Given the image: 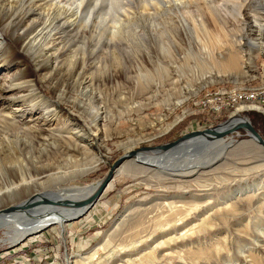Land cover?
<instances>
[{"label": "rangeland", "instance_id": "rangeland-1", "mask_svg": "<svg viewBox=\"0 0 264 264\" xmlns=\"http://www.w3.org/2000/svg\"><path fill=\"white\" fill-rule=\"evenodd\" d=\"M90 1L83 6L82 15H76L72 22H64L51 39L41 41H35L41 25L37 6L18 5L12 9L0 6V18L11 22L9 28L0 25V120L8 113H17L23 117L22 125L30 127V142L26 146H19L16 141L15 149L9 142L11 138L6 141L7 145L3 144L5 147L0 153L4 150L10 154L0 156V182H18L20 173L26 179L41 177L42 180V183L33 180L31 186L14 196L0 198L1 215L18 213L17 206L37 196L40 189L56 191L63 186L96 184L94 192L99 179L122 153L172 142L192 130L225 121L234 109L221 120L222 115L213 119L199 108L197 102L209 93L234 86L264 85V32L263 49H244L237 68L207 63L206 58L200 62L190 57L186 62L181 56L189 51L198 53V47L191 50L186 45L180 48L175 44L172 24L158 20L160 17H154L152 22V18L138 16L130 24L141 36L127 37L134 44L131 42V47L123 49L124 34L111 35L104 26L105 22L109 23L110 1L98 0L94 18L91 15L87 19L96 2ZM137 4V1L133 3L132 13L138 11ZM183 23L192 37V30ZM113 40L114 48L110 43ZM169 44L170 51L176 54L174 63L163 48ZM145 73L148 75L142 76ZM33 83L37 93L52 104L51 114L35 96L29 95ZM257 107L251 109L256 114L246 113L244 106L235 111L248 118L264 139V114L260 112L264 109ZM199 114L204 117L202 121H196ZM240 120L239 114H234L231 123ZM205 124L208 126L204 127ZM9 133L11 137L16 134ZM83 137L91 142L86 153L82 151ZM193 141L198 144L193 150L185 149L184 155L187 151L188 161L198 165L197 171L183 176H161L149 163L141 162L143 156L139 155L143 153L137 156L139 160L125 159L114 170L113 180L97 203L82 217L76 218L77 214L65 222L64 232L57 223L50 222L9 242L5 240L7 230L0 228V262L264 264V206L260 211L254 209L263 205V200L259 199L249 209L244 197L257 201L264 195V166L258 167L264 164V147L243 129L208 144L201 138ZM167 153L158 159L169 160ZM97 159L94 170L73 178L81 172V167ZM58 171L66 173L64 178L57 179L54 173L59 174ZM207 194L213 203L226 200L237 206L214 215L200 214L202 208L186 205V224L174 226L175 222H171L164 228L159 223L163 216L172 215L166 211L167 206ZM134 232L138 234H130ZM147 233H150L149 239L143 236ZM116 243L122 245L118 248L127 246L124 252L109 247ZM255 248L260 249L259 255L243 257L242 253L252 255ZM92 253L96 254L94 259L90 258Z\"/></svg>", "mask_w": 264, "mask_h": 264}, {"label": "bare ground", "instance_id": "bare-ground-1", "mask_svg": "<svg viewBox=\"0 0 264 264\" xmlns=\"http://www.w3.org/2000/svg\"><path fill=\"white\" fill-rule=\"evenodd\" d=\"M109 1H110V6L108 9L110 13L109 23L105 22L104 26L111 35L124 34L123 49L126 48L128 49L129 46L131 45L132 39H130L131 42L129 43L127 37L131 38L134 36L137 37L141 36L140 33L135 31L132 24H130L133 22V20H136L138 16H143L145 19L152 18L151 19L152 22L155 20L154 17L156 18L160 17L158 20H163V22H165L166 24L173 25L172 27L174 31L173 33L174 36L172 40L175 44L178 43L179 46H181L180 48H183V45L192 48L191 50H195L194 48H196V46L198 47L197 50L198 53H194V54L192 51L188 52L189 49H187L188 53L183 54L180 58L183 61H186L188 60V58L193 57L197 61L204 62L205 61L204 58H206V60H208L207 63L211 62V64H217L218 66H222L229 69L233 67L237 68L240 60L243 59L244 49L247 50L263 49L262 35L264 32V0H109ZM135 1L138 2V4L135 7L138 11H134L132 13L133 9L132 10L130 9L132 8V5ZM86 3H88V0H0V6L4 5L9 9H12L13 7L18 5L24 6L27 4L37 6L38 9L37 19L41 20V25L36 32L35 38L38 39L34 38L35 41L36 40L41 41V39L44 38H46V40L48 38L51 39L52 35L54 34L53 32L58 31L60 25L61 26L64 25V22L67 23L74 21L76 19V15H82V12L84 11V10L82 11L83 6H85ZM99 4L100 2L96 0L95 7L93 6L92 12L91 11L89 12L87 19H89L91 15L92 18H94L96 8ZM119 5L120 7H117ZM191 7L192 8L195 7V8L191 9ZM100 9H102V7H99V10ZM159 12H161L163 15L155 16V14ZM101 14L103 13H100L99 15ZM183 22H185L189 27V29L192 30L191 32L193 35L192 37H190L189 34H187L185 28L183 27L184 24ZM10 23H11L10 20L6 21V19L0 18V25L3 28H9ZM197 28L200 30L199 31L200 34L199 32H197L196 30ZM110 43L111 46L114 48L116 45L114 43V40L110 41ZM132 44L134 43L132 42ZM23 45H26V42H24ZM163 46H164L163 48L166 49V52L169 54L170 58H172L171 63H174V61L176 60V54L170 51L171 45L170 46L163 45ZM200 55H202V57ZM248 59H250V56ZM147 75L148 74L145 73L142 76L145 77ZM30 88L31 89L29 95L31 94V96H35L34 98L37 99L36 101L41 102L45 106V111L49 113L53 111L52 104L48 101V99H46L44 95H39V93H37L38 89L36 88L34 83L33 85L30 86ZM254 107L258 108L257 106ZM22 118H23L22 115L17 113H8L4 116H1L0 150H2L5 147L3 144H6L8 142L7 140H9L10 138L11 141L9 142L10 144L12 143L14 144L13 147L15 149L16 147L14 142L16 141L19 142V146H26L28 142H30V140L28 139L30 138L28 131L30 127L29 126L26 127L22 125ZM7 127L8 128L14 127V128L8 129ZM10 131L16 133L14 137H11L9 133ZM76 138L74 140L75 144H73L74 149L76 148V144H77ZM197 138L186 139L181 143V144L184 143L183 145L185 146L183 145L180 146L181 145L180 144L178 145L180 147L178 146L175 147L177 149L173 148L175 150L169 149L168 151L159 154L153 152L140 154L139 156L141 157L143 156V158H140L141 162L149 163L150 166H153L152 170H154L158 175L161 176L190 175L198 170L197 169L198 165L195 162L188 161L189 159L187 157L188 152L186 151L184 155V150L185 149L188 151L189 149L193 150V148H195V146L198 144L196 141H193V139L195 140ZM187 140L190 141L186 142ZM82 141L84 142L82 151L86 153L88 152L87 148L90 146L91 142L88 139L86 140L85 137H83ZM67 152L69 155L70 150L67 149ZM166 152H169L167 153L169 156L167 155L166 157V159L170 158L169 160L165 161V157L163 159L164 161L158 159L159 155H162ZM3 153L6 152L3 150L0 153V156ZM6 154L7 155L10 154V152ZM145 155H147V157H144ZM12 158H10V160ZM19 159L21 160V158ZM98 161H99L98 159L94 160L92 163L86 165V167H81L83 168L81 172H78V174L76 173L74 177L73 176L71 177L75 178L76 176L84 175L91 172L92 170L95 169ZM263 166L264 164L258 167H263ZM54 174L57 177V179H62V177L64 178L66 173L59 172V174L58 173L57 174L54 173ZM29 176L30 175H28V177ZM29 178L26 179L24 173H20V179L18 182H14L11 180L8 182H0V198H8L10 196H14L15 194H18L19 191L21 190L25 191L26 188L31 186L32 184L31 182L33 180H35L36 183L37 182L42 183V180H40L41 177H36L34 179L33 178L29 179ZM95 187L96 184L82 186V187L69 185V186L60 187L56 191H46L44 189H40L41 191L38 190L39 193L36 194L38 197L37 196L29 197L21 202L22 204V205L20 204L21 206L20 205L17 206V208H19L20 210L18 211V213L5 212L2 215L0 214L2 216V218H0V228H5L7 230L5 233L6 234L5 240L9 242H14L23 235L27 234L28 232L41 229L46 225H48L50 222L57 223L64 232L65 222H67L69 219L74 218L79 213L78 210L73 209V207L72 208L70 207L73 204H75L76 201L88 197L93 192ZM204 188L206 187L204 186ZM43 196H47L50 199L54 198L62 206L67 208H63V207L58 208L54 205H50V203H45L44 201H42ZM244 197L246 198V201L249 205V209L252 206H254V204H257L259 202V199L261 198L263 200L261 201L263 202V205L261 206L257 205L254 209L260 211V209L264 206V195L258 198L257 201H253V199L250 196H244ZM208 198L209 196L207 194L196 198L190 197V200H188L187 202L176 201L177 203L175 202L174 205L167 206L168 209L166 211L172 213V215L165 218L163 216L159 223H161L163 227L164 226L167 227L168 223L175 222L174 226H178L179 224H181V222H184L187 216L186 215L187 213L184 212L186 205H192L194 207L202 208V212L200 214L208 213L214 215L217 214L219 210L227 211L230 208H234L235 206H237L236 203L232 202L231 200H230L231 202L229 203H227L226 200L221 203L220 202L213 203L212 201H209ZM257 222H254L255 226L257 225ZM135 233L136 232L130 234L135 235ZM137 234L138 233H136V235ZM149 235L150 233L143 234V236H145L147 239H149L150 237ZM119 245L121 244L116 243V245H112L109 247L110 248L113 247L112 250H122L120 252L121 253L124 252L123 248L127 246L118 248L117 246ZM256 249H258L259 251H257ZM259 252L260 249L255 248V250L251 251L252 255L248 254L249 252H244L242 253V255L245 259H247V257L249 256L255 257L257 254L259 255L260 254ZM92 257L94 259L96 257V254L95 253L90 254V258ZM72 264H76V260H74Z\"/></svg>", "mask_w": 264, "mask_h": 264}, {"label": "water", "instance_id": "water-1", "mask_svg": "<svg viewBox=\"0 0 264 264\" xmlns=\"http://www.w3.org/2000/svg\"><path fill=\"white\" fill-rule=\"evenodd\" d=\"M263 114L264 112L261 111ZM234 114H239L241 117V120L232 123L231 124V118L234 116ZM243 129L247 136L252 137L255 141H257L260 145L264 147V139L261 137V135L258 133V131L253 127L251 122L248 120V118L242 116L239 111H233L231 114L228 116V118L217 124L216 126L213 127H208L202 130H192L190 132H187L183 134L181 137H179L177 140L172 141V142H166L158 145H149V146H143V147H138L135 150L130 151L128 154L122 153L119 155V157L111 164L110 168L108 169L107 173L99 179V185L95 189V191L89 195L88 197H85L83 199H80L76 201L75 204H73L70 208L73 207V209H76L79 211L78 217H82L85 215L99 200L101 197V194L104 192V190L108 187L109 183L113 180L114 177V170L125 160L129 159L131 157H135L137 160L138 155L140 153L144 152H153L156 154L163 153L165 151H168L169 149H173L176 146L180 145L183 141L186 139H191V138H201L204 143H210L218 139H224L228 134H232L234 131ZM42 201L45 203H50V205H54L58 208L63 207L57 200L54 198H49L47 196H43ZM16 210H19L18 208ZM70 220V219H69Z\"/></svg>", "mask_w": 264, "mask_h": 264}, {"label": "built area", "instance_id": "built-area-1", "mask_svg": "<svg viewBox=\"0 0 264 264\" xmlns=\"http://www.w3.org/2000/svg\"><path fill=\"white\" fill-rule=\"evenodd\" d=\"M197 104L213 119L220 117L225 110L234 109L233 111H235L241 106H244L246 110L255 109L254 106H260L264 109V85L255 87L234 86L222 92L209 93L205 99L198 101ZM0 264L9 263L1 261Z\"/></svg>", "mask_w": 264, "mask_h": 264}, {"label": "trees", "instance_id": "trees-1", "mask_svg": "<svg viewBox=\"0 0 264 264\" xmlns=\"http://www.w3.org/2000/svg\"><path fill=\"white\" fill-rule=\"evenodd\" d=\"M230 109H228V110H225L224 112H223V114H222V116H221V120H225L226 118H227V116H228V114L230 113ZM246 113H252V114H256V112L254 111V110H247V111H245ZM204 117H202L200 114L199 115H197V117H196V121H202V119H203ZM208 125L207 124H205V126L204 127H207ZM179 137H176V138H174V139H172V141H175V140H177Z\"/></svg>", "mask_w": 264, "mask_h": 264}]
</instances>
